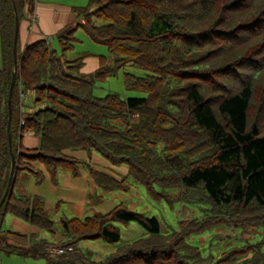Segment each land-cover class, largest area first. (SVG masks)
<instances>
[{"label": "trees", "instance_id": "trees-1", "mask_svg": "<svg viewBox=\"0 0 264 264\" xmlns=\"http://www.w3.org/2000/svg\"><path fill=\"white\" fill-rule=\"evenodd\" d=\"M14 3L21 22L25 1L0 0V202L12 169ZM80 16L83 21L56 37L61 52L47 38L24 49L18 42L11 120L17 166L0 210L1 250L18 248L16 240L30 245L23 252L66 264H264L261 243L232 246L216 260L191 242L215 229L264 226V0H89ZM79 30L106 45L115 65L101 55L100 67L83 73L90 53L68 54L81 40ZM126 66L146 71L124 78L128 90L145 96L95 94L97 80ZM21 90L34 95L33 111L20 99ZM26 132L39 138L38 147L22 146ZM69 150L98 153L127 167L128 176L119 180L95 170ZM82 164L101 191L93 194L98 202L107 193L130 191L132 178L157 201L202 206L204 217L182 219L165 233L157 217L120 202L108 213L61 214L66 237L60 241L1 228L11 213L56 233L44 198L16 193L19 173H33L38 184L49 174L56 184L61 172L79 177ZM132 223L147 234L123 243L118 224ZM84 240L115 244L116 250L95 260L79 247ZM54 245L74 250L56 257L49 253Z\"/></svg>", "mask_w": 264, "mask_h": 264}, {"label": "crops", "instance_id": "crops-1", "mask_svg": "<svg viewBox=\"0 0 264 264\" xmlns=\"http://www.w3.org/2000/svg\"><path fill=\"white\" fill-rule=\"evenodd\" d=\"M23 19L20 22L19 31V46L24 49L28 44L48 38L52 44L56 41L58 34L70 30L83 18L80 16V9L87 7L89 0H24ZM35 18V20H34ZM57 47V46H55ZM90 53L85 59L82 72L90 74L95 72L100 67V56L98 54ZM34 95L30 94V99L27 102L30 106V111H33ZM28 107L25 108L29 110ZM40 140L31 132H26L22 139L21 144L25 148H36L39 146ZM67 154L80 159L83 162H88L91 168L106 173L116 179L122 180L128 176L129 170L125 167H116L108 160L99 157L97 153L89 154L86 151H67ZM39 169H44L41 164L35 165ZM82 174L79 177H74L67 172H61L58 183H54L49 174H46L45 180L38 184L36 183L35 176L30 173L26 179L28 186L25 192L16 191L18 194H33L40 195L44 198L48 210L55 209L58 204L63 203L73 216L84 217L90 211L97 213H108L112 211L119 203L118 196L108 194L101 201H96L93 194L98 193L96 185L92 182L88 169L85 164L81 165ZM19 182L16 184V189L19 188ZM112 197V198H111ZM123 202V201H122ZM89 206H93L92 208ZM56 212V211H55ZM69 212H63L67 215ZM11 214V213H8ZM7 215V214H6ZM12 215V214H11ZM68 216V215H67ZM71 217V216H69ZM4 221V219H3ZM3 221L1 228L3 229ZM6 230H13L21 234L39 233L46 238L45 232L38 229L36 226L22 220L21 218L12 215L10 227ZM65 235L61 232L58 235V240H64ZM47 239V238H46ZM50 241V240H49ZM14 246L18 248L14 250H1L0 251V264H66L58 262L54 258L36 256L32 252H23L20 249L22 246L28 249L30 245H23L22 241L13 240Z\"/></svg>", "mask_w": 264, "mask_h": 264}, {"label": "rangeland", "instance_id": "rangeland-1", "mask_svg": "<svg viewBox=\"0 0 264 264\" xmlns=\"http://www.w3.org/2000/svg\"><path fill=\"white\" fill-rule=\"evenodd\" d=\"M76 35L81 40L75 44V47L72 51L68 52L69 55L77 52L80 53L89 51L98 54L99 56L106 55L107 64L109 66L115 65V57L109 53L106 45L94 42L82 30H79ZM53 46H57L56 48L59 50V52H61V47L57 42V39L53 42ZM126 72H132L141 76L146 74V71L140 68H136L133 66L123 67L122 69L118 70L115 75L108 76L103 80H97L95 86V94L99 97L106 96L107 94L113 92L119 93L123 97L145 96V92L128 90L126 88L124 81ZM29 99L30 93H28V99L26 101H23V103L27 104ZM17 116H19V113ZM98 155L99 157H102L104 159L103 156H101L100 154ZM29 175V171H20L18 176L19 188L16 189L17 192H25L26 190H28V182L26 179ZM129 182L132 184L130 191H113L107 194L114 195L116 193L118 196V203L122 201L126 202L131 209L141 212L147 217H157L161 223L162 231L165 233L178 229L180 226V221L182 219L185 220L204 217L205 212L200 205L189 204L186 202H177L172 206L167 204L165 201H157L148 196L145 188L134 183L132 178H129ZM98 192L101 191L98 190ZM109 195H106V197H109ZM62 204L63 203L60 202L59 212H55L57 210L53 208H50L49 210L52 219L55 221L54 229L56 233H46L45 236L52 242L57 241L58 235L63 232V229L59 223V217L61 216V214H63V212H69L65 209L67 206ZM89 207L92 208L93 206ZM93 214H95V211H90V213L85 215L84 217L91 216ZM67 215L73 216L71 212L67 213ZM11 219V214H7L4 216L3 230H6L8 229V227H10ZM118 225L121 227L123 243L133 241L147 234V231L138 223H132L129 226L120 224ZM191 242L195 245H198L202 249L203 254L214 255L216 260L221 257V254L224 250L232 246H241L248 242L261 243V249L264 251V226L242 227L238 229H215L213 231H207L202 235L193 236ZM79 247L84 253H89L95 260H103L116 250L115 244H110L102 240H84L79 243Z\"/></svg>", "mask_w": 264, "mask_h": 264}, {"label": "water", "instance_id": "water-1", "mask_svg": "<svg viewBox=\"0 0 264 264\" xmlns=\"http://www.w3.org/2000/svg\"><path fill=\"white\" fill-rule=\"evenodd\" d=\"M14 8H15V13H16V27H15V38H14V50H13L15 69L13 72L12 83H11V88H10V95H9L10 117H9V125H8L10 152H11V156H12V169H11V174L9 177L8 186H7L6 191L4 193V196L0 202V210H1V207L4 204V202L6 201L10 191L13 188V183H14V179L16 176V166H17V159H16V156H15V153L13 150V145H12L11 120H12V97H13L14 87H15V84L17 81V66H18L17 52H18V42H19L20 20H19L18 14H17V8H16L15 3H14Z\"/></svg>", "mask_w": 264, "mask_h": 264}, {"label": "built area", "instance_id": "built-area-1", "mask_svg": "<svg viewBox=\"0 0 264 264\" xmlns=\"http://www.w3.org/2000/svg\"><path fill=\"white\" fill-rule=\"evenodd\" d=\"M36 1H38V0H36ZM34 20H35V18H34ZM47 40L49 41L48 38H47ZM20 98L22 101H26L28 99V93L21 90ZM21 124H24V120L21 121ZM4 245H5V243L0 240V251ZM73 250H74L73 246L63 247V246L54 245V246L49 247V253L53 256H56V257L61 256L63 254H66L67 252H71Z\"/></svg>", "mask_w": 264, "mask_h": 264}]
</instances>
